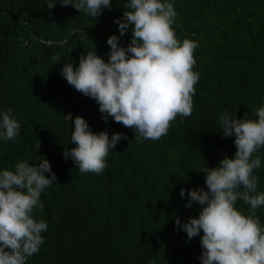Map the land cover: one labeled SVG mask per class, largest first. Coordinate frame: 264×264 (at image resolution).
Returning a JSON list of instances; mask_svg holds the SVG:
<instances>
[{"label":"trees","instance_id":"obj_1","mask_svg":"<svg viewBox=\"0 0 264 264\" xmlns=\"http://www.w3.org/2000/svg\"><path fill=\"white\" fill-rule=\"evenodd\" d=\"M62 2L49 10L46 0H0V111L12 109L20 123L14 140H0V171L46 159L56 175L41 194L43 211L34 210L48 225L44 243L26 264H200V237L189 240L175 219L198 217V204L185 205L188 190H207L201 165L216 167L235 153L219 115L227 109L256 119L254 109L264 104V0H167L177 13V39L199 44L193 70L200 79L191 116H177L166 136L141 143L132 129L104 122L97 103L60 75L63 64L75 67L90 51L107 62L106 41L119 36L113 21L127 0H110L95 18ZM130 39L129 30L118 43L126 47ZM68 113L83 117L94 133L127 136L102 173H81L63 158L64 148L74 147ZM256 155L257 190L264 192V148ZM235 207L246 215L249 206ZM256 214L264 224V206Z\"/></svg>","mask_w":264,"mask_h":264},{"label":"clouds","instance_id":"obj_2","mask_svg":"<svg viewBox=\"0 0 264 264\" xmlns=\"http://www.w3.org/2000/svg\"><path fill=\"white\" fill-rule=\"evenodd\" d=\"M57 0H46L51 10ZM90 18L111 8L110 0H63ZM122 18L114 19L119 36L107 38V62L95 51L81 55L77 66L63 64L60 75L76 91L93 99L101 118L132 129L138 143L159 140L168 134L177 116L187 118L193 112L195 85L200 73L194 71V39H177L173 24L176 11L167 0H127ZM126 47L118 43L128 31ZM195 35V34H193ZM54 55L52 60H60ZM12 109L0 111V140L11 141L18 135L20 123ZM256 119L237 118L236 110L219 115L222 135L234 137L235 153L222 158L216 167L201 165L205 188L187 191L185 207L200 206L198 217L183 224L177 217L174 227L190 240L199 236L200 264H264V224L257 210L264 206V192L258 191L255 170L261 167L256 153L264 148V104L254 109ZM71 145L63 158L71 159L81 173L100 174L107 167L105 158L127 136L105 131L94 133L86 120L71 113ZM39 148L36 146L35 151ZM48 173V175H45ZM56 183V175L46 159L38 165L18 162L14 170L0 171V264H26L44 243L45 221L34 218V210L43 211L42 192ZM183 199L185 190L179 193ZM237 201L248 205L247 214L235 207ZM203 235H200V233Z\"/></svg>","mask_w":264,"mask_h":264}]
</instances>
